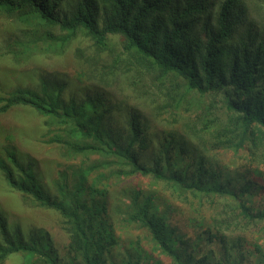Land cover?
<instances>
[{"label": "trees", "instance_id": "obj_1", "mask_svg": "<svg viewBox=\"0 0 264 264\" xmlns=\"http://www.w3.org/2000/svg\"><path fill=\"white\" fill-rule=\"evenodd\" d=\"M0 17L23 72L34 69V56L71 44L75 64L70 76L40 72L35 86L0 95V114L24 106L44 124L23 127L15 112L19 128L1 145L0 173L54 211L67 237L62 252L45 229L21 236L0 210V264L12 255L20 264H252L254 251L264 263L262 244L250 240L244 250L243 235L226 234L264 222L255 203L263 184L251 178L264 176V0H0ZM74 82L90 89L74 92ZM16 136L34 152L53 144L51 164L66 160L52 193ZM243 150L248 169L221 163L220 153ZM136 174L153 182L110 196L103 180ZM155 184L190 205L209 202L220 218L192 214L194 235L180 232L169 209L159 210ZM134 226L139 233L125 241L121 229Z\"/></svg>", "mask_w": 264, "mask_h": 264}, {"label": "rangeland", "instance_id": "obj_2", "mask_svg": "<svg viewBox=\"0 0 264 264\" xmlns=\"http://www.w3.org/2000/svg\"><path fill=\"white\" fill-rule=\"evenodd\" d=\"M6 17H0V95L7 93L11 89L15 88L16 86L25 85L28 87H33L38 82V75L40 72L45 73V75H53L56 78L58 77H64V76H70L75 69V64L72 59V50L74 49L73 45L71 44L70 50H65L64 53L61 54H55L46 52L43 54H38L33 57L34 60L38 61H32L33 62V70L24 69V72L21 70L22 64L20 63V58H16L14 56L13 50L16 49L17 46L15 45H6L4 43L5 38V24L7 23ZM5 20V21H4ZM12 28H13V24ZM18 28V27H17ZM84 40L83 38H79L78 40L74 41V44H83ZM28 58L23 57L22 60H27ZM24 66V65H23ZM68 83L69 81H74L73 79L66 80ZM89 88L87 83L80 84L79 82H74V88L72 89L74 92H78L79 94H83L85 91H87ZM112 92V91H110ZM114 98L121 99V97L118 94L113 93ZM131 105V104H130ZM20 112V119L26 120V122H23V127L25 126H31L39 131L44 130V124H43V117L32 111L31 109H28L27 107L21 106L20 108L10 110L7 113L0 114V120H1V126H0V148L1 145L8 142L6 135H8V132H14L11 128H19L18 127V118H15L14 116L17 114L16 111ZM156 130H160L161 126L158 125L155 128ZM16 141L18 146V149L22 151L24 155L31 154V158L34 163V167L36 169V172L41 176V181L43 182L44 186L49 190L50 193L54 191L53 182H52V176H56V170L63 169L65 167L66 160H61V165L51 164L52 159L58 158V154L56 150L57 148H54L53 144H40L38 146H35L36 148H39L37 152H34L31 150V148H26L27 144H19L16 136ZM25 143V142H24ZM36 144V143H35ZM34 144V145H35ZM152 148L150 146V149L148 150L150 152V155L146 157V162L150 163L153 161L154 156L157 152L158 148V141L155 140L152 144ZM245 150V149H244ZM240 151L239 154H234L232 152H222L219 154L221 157V163L227 165L229 169L238 168L241 170L248 169L247 166L249 165V159L246 158L245 152ZM3 155V151L1 152ZM241 155V157H237ZM93 159L97 157V154H93L91 156ZM80 158H76L72 161L74 164L79 163ZM50 162V163H49ZM260 165H263L264 169V160L260 161L258 163ZM261 168V167H260ZM51 169L54 173L51 174ZM108 175V174H107ZM49 176H51L49 178ZM259 176V177H258ZM254 178V181L258 184H263V187L257 191L258 197L255 198V203H262L264 205V199L260 201V199L264 196V176L256 175ZM106 184L109 183L110 190L112 191L110 193V196L112 195L114 197L113 192H117L121 187H132L134 184L137 186H141L143 188L148 187L146 185L148 182H153L151 177L147 176H141V175H132L128 177H116L112 175L110 179L103 180ZM153 189H155L158 192V195L160 198H155V200L158 202V208L159 210L162 208L169 209V214L171 222L173 224H176L179 228L180 232L185 231V233L188 235L193 236V232L195 230L194 226L192 225V221L190 220V217L192 214L199 213L200 217H204L207 219L208 222L212 223L217 220V218H220V215L218 212L220 211L218 208H212L209 202L200 204L196 201L192 205H190L188 202L181 200L180 198L174 197L173 194H171L169 189L164 188L161 184H155L152 185ZM152 187H150L152 189ZM256 195V196H257ZM261 197V198H260ZM125 199V198H124ZM166 200V201H164ZM193 209H198L197 211H193ZM0 210L4 214V216L7 219V223L10 229H17L21 236L26 234L25 230L31 227L39 228V229H45L48 234V243H52L55 248H60L61 251H64V244L67 242V237L62 231L61 227H59L58 224V217L56 213L50 209L42 208L39 206H36L32 203L30 198L23 195L20 191H17L16 189H12L9 187V184L5 182L3 175L0 173ZM224 216V214H222ZM206 219H204L206 221ZM120 225V222L119 224ZM206 226L202 224L200 228L198 229H204ZM197 230V228H196ZM121 231H126L129 234H127V237L125 238V241H128V239H134V234L139 233V230L134 226L130 227L128 229H124ZM23 234H22V233ZM125 234V235H126ZM227 235L236 236V235H243L244 238L248 240V242L244 243L243 249L245 250L247 247H250L249 241L250 240H256V242L260 243L264 247V222L257 221L256 225H249V227L246 228V230H226ZM25 236V235H24ZM141 242H144L142 240ZM144 244V243H143ZM215 243H211V247H214ZM251 248L250 250H252ZM259 253L254 251V254H251L252 258V264H264L259 259ZM155 258H159L158 255H155ZM145 260V258H143ZM2 264H20V256L19 255H12Z\"/></svg>", "mask_w": 264, "mask_h": 264}]
</instances>
